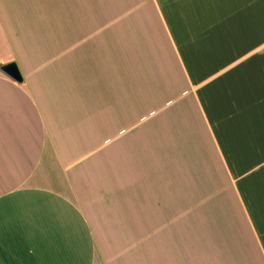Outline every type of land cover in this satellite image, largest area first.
<instances>
[{"label": "crops", "instance_id": "0c3cea01", "mask_svg": "<svg viewBox=\"0 0 264 264\" xmlns=\"http://www.w3.org/2000/svg\"><path fill=\"white\" fill-rule=\"evenodd\" d=\"M0 264H264V0H0Z\"/></svg>", "mask_w": 264, "mask_h": 264}, {"label": "water", "instance_id": "95a60500", "mask_svg": "<svg viewBox=\"0 0 264 264\" xmlns=\"http://www.w3.org/2000/svg\"><path fill=\"white\" fill-rule=\"evenodd\" d=\"M2 71L17 82H22V76L16 64L11 63L2 67Z\"/></svg>", "mask_w": 264, "mask_h": 264}]
</instances>
